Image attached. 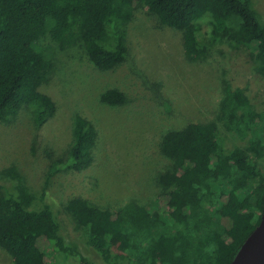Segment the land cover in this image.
I'll return each mask as SVG.
<instances>
[{"label":"trees","instance_id":"trees-1","mask_svg":"<svg viewBox=\"0 0 264 264\" xmlns=\"http://www.w3.org/2000/svg\"><path fill=\"white\" fill-rule=\"evenodd\" d=\"M140 5L183 32L189 58L208 52L210 43L198 38L195 23L210 14L216 35L248 46L264 69V19L253 0H0V121H9L25 105L33 107L38 126L56 114L55 101L41 90L54 69V49L42 39L50 36L62 48L83 46L100 70H111L127 57L128 25ZM101 101L123 104L126 95L111 88ZM221 112L218 121L189 122L165 133L161 150L171 167L158 178L165 193L151 203L132 201L116 213L83 196L62 205L103 264L232 263L261 221L264 170L227 139L230 133L250 134L255 144L254 138L264 135L261 113L241 89L228 90ZM98 137L95 122L76 114L66 157L48 155L41 191L33 192L16 172L12 186L0 184V249L13 264H60L47 260L44 242L77 258V264H99L67 242L60 205L49 197L55 175L94 163Z\"/></svg>","mask_w":264,"mask_h":264},{"label":"rangeland","instance_id":"rangeland-1","mask_svg":"<svg viewBox=\"0 0 264 264\" xmlns=\"http://www.w3.org/2000/svg\"><path fill=\"white\" fill-rule=\"evenodd\" d=\"M253 5L264 19V0H253ZM195 25L198 38L210 47L193 60L185 51L183 32L162 24L140 5L128 25L126 59L106 71L90 60L83 46L62 48L46 36L41 43L54 49V69L41 90L55 101L56 114L38 126L33 107L25 105L9 121H0V184L12 186L16 172L33 192L45 185L48 155L66 157L76 114L95 122L99 137L94 163L81 172L55 175L49 197L60 205L59 221L67 242L96 263L103 264L101 256L84 244L82 231L63 209L69 198L83 196L115 213L132 201L151 203L165 193L158 178L171 167L161 150L165 133L189 122L218 121L229 89H241L261 113L264 135V69L248 46L216 35L210 14ZM111 88L126 95L123 104L101 101L103 92ZM229 135L227 145L243 147L264 170V136L254 138L253 144L250 134L246 138ZM42 247L49 261L78 262L52 251L46 242ZM0 264H13L2 249Z\"/></svg>","mask_w":264,"mask_h":264},{"label":"water","instance_id":"water-1","mask_svg":"<svg viewBox=\"0 0 264 264\" xmlns=\"http://www.w3.org/2000/svg\"><path fill=\"white\" fill-rule=\"evenodd\" d=\"M231 264H264V212L260 223L244 241Z\"/></svg>","mask_w":264,"mask_h":264}]
</instances>
